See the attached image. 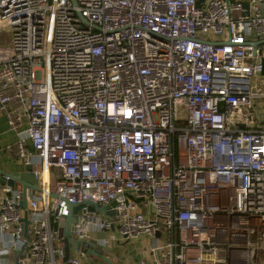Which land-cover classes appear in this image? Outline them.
<instances>
[{
  "label": "built area",
  "instance_id": "built-area-1",
  "mask_svg": "<svg viewBox=\"0 0 264 264\" xmlns=\"http://www.w3.org/2000/svg\"><path fill=\"white\" fill-rule=\"evenodd\" d=\"M262 2L0 0V110L25 120L41 188L24 236L5 187L0 264H64L70 203L107 207L77 212L80 242L148 235L153 264H264Z\"/></svg>",
  "mask_w": 264,
  "mask_h": 264
},
{
  "label": "crops",
  "instance_id": "crops-1",
  "mask_svg": "<svg viewBox=\"0 0 264 264\" xmlns=\"http://www.w3.org/2000/svg\"><path fill=\"white\" fill-rule=\"evenodd\" d=\"M261 8L264 11V0L261 3ZM9 52V36L7 32L0 30V59L8 55ZM25 120H21L17 129H12L8 124L5 113L0 110V169L4 172L22 171L25 165L27 152L31 150V145L28 140L19 145L20 133L25 128ZM54 179L50 180V187ZM6 185L0 184V197L6 194ZM16 189L22 190L21 184H16ZM35 195V192L28 188L27 196ZM93 234L92 240L96 237L106 235V232ZM101 233V234H102ZM64 247V243L60 242ZM152 238L148 235H142L134 239L121 240L113 242L108 247L96 245L100 251V256L88 254L81 256L83 264H153L156 255L150 251ZM91 248V246H89ZM72 249V247H71ZM75 249V248H74ZM75 252L72 255H76Z\"/></svg>",
  "mask_w": 264,
  "mask_h": 264
},
{
  "label": "water",
  "instance_id": "water-1",
  "mask_svg": "<svg viewBox=\"0 0 264 264\" xmlns=\"http://www.w3.org/2000/svg\"><path fill=\"white\" fill-rule=\"evenodd\" d=\"M74 2V0H72ZM244 7L247 8L248 4L244 3ZM253 46V52L255 53V49L258 45L264 44V38L251 42ZM0 184L6 185L11 189H16V184L22 185L21 190V200L19 202L20 206L24 208V214L21 221L22 232L24 236H27L26 230L28 225V218H27V190L28 188L32 190L41 191V188L37 184V179L35 177V173L33 170L32 164L26 163L23 167L22 171H12V172H4L0 169ZM52 197H56L55 193H51ZM88 204V205H87ZM85 205L90 210H100L104 214L107 213V207L98 205L96 203H80V204H69L68 214L63 217L60 221V225L62 226V242L64 243V264H67V260L70 255L74 254L75 252H84L85 254H93L96 256H100V251L96 247L95 244L91 243L90 241L80 242L73 236L72 233V224L76 219L77 212L82 209ZM111 205H114L112 202ZM91 246V248H89ZM72 247V249H71ZM75 248V249H74ZM20 252L14 255V260L16 261Z\"/></svg>",
  "mask_w": 264,
  "mask_h": 264
},
{
  "label": "rangeland",
  "instance_id": "rangeland-1",
  "mask_svg": "<svg viewBox=\"0 0 264 264\" xmlns=\"http://www.w3.org/2000/svg\"><path fill=\"white\" fill-rule=\"evenodd\" d=\"M257 83H259L258 85H260L262 88H264V72L260 75V79L258 80ZM255 105H256L257 109L261 112V114L264 115V97H257V99L255 100ZM101 233H100V235H104L103 233L102 234Z\"/></svg>",
  "mask_w": 264,
  "mask_h": 264
},
{
  "label": "bare ground",
  "instance_id": "bare-ground-1",
  "mask_svg": "<svg viewBox=\"0 0 264 264\" xmlns=\"http://www.w3.org/2000/svg\"><path fill=\"white\" fill-rule=\"evenodd\" d=\"M44 179L47 180V176H44Z\"/></svg>",
  "mask_w": 264,
  "mask_h": 264
}]
</instances>
